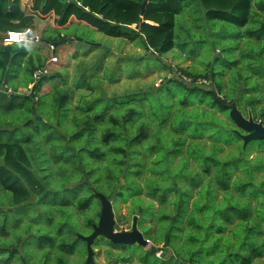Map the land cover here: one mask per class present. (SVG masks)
<instances>
[{"label":"trees","instance_id":"obj_1","mask_svg":"<svg viewBox=\"0 0 264 264\" xmlns=\"http://www.w3.org/2000/svg\"><path fill=\"white\" fill-rule=\"evenodd\" d=\"M55 1L62 21L39 42L81 43L85 28L139 41L156 56L184 53L178 21L186 0ZM187 1L193 7L184 16L199 12L208 30L215 28L217 56L203 70L185 67L156 86L147 81L151 70L125 75L126 57L117 60L110 50L88 58L96 44L73 53L64 75L42 72L39 49L0 43V264H80L82 255L85 264L78 236L92 232L99 195L109 198L121 177L114 202L129 203L132 216L140 210L137 227L150 246L97 237L92 249L103 245L108 263L264 260V139L244 145L245 132L229 117L234 104L264 125V0ZM18 17L12 0H0V19ZM218 22L236 31L226 35ZM33 28V16H25L0 32ZM151 89L157 93L150 96ZM54 167L79 175L62 196L48 190ZM98 255L90 264H100Z\"/></svg>","mask_w":264,"mask_h":264},{"label":"rangeland","instance_id":"obj_2","mask_svg":"<svg viewBox=\"0 0 264 264\" xmlns=\"http://www.w3.org/2000/svg\"><path fill=\"white\" fill-rule=\"evenodd\" d=\"M15 5L17 12L19 13V17L17 20H8L7 18L0 19V25H7L10 22H16L19 19L25 16H33L34 28L31 32L34 35L41 36L43 30L47 28H53L59 25L58 23L61 20V11L62 6L58 4L55 0H12ZM193 4L190 1H187L183 5V12L179 23L182 22L183 31L179 35L182 40H186L187 44H185L184 53H180L179 50L174 49L164 55L156 56L150 52H145L142 48V45L139 41L136 43H128L119 38H111L101 33L93 32L91 30L81 28L79 31V36L82 42H68L60 44L56 47V52L54 56H56L57 61L54 63L49 62L50 51L48 47L42 43H23L27 47H35L40 50V53L46 58V71L49 74L56 73L61 71L62 74H68L71 72L73 67V58L72 55L76 51L80 53L87 49L86 43L99 45L100 48L92 51L88 58L91 56L98 57L102 56L105 51L110 50L116 55V59L122 60L124 58V74L125 75H135L139 73L146 72L148 70L152 71V75H148V83L156 86L160 82V78L164 76L168 77H177L180 73L179 70L185 67H189L191 69L203 70L208 64L211 63L212 59L217 56L213 51V46H211V40L214 39L215 28L211 31L208 30V24H205L203 19H200L199 12L193 14L192 18L196 20L193 22V19L189 20V16H184V13H191V9ZM7 9V7H5ZM190 11V12H189ZM204 13V10H201ZM74 18H70L69 21H74ZM224 28V34L230 35L231 33L236 31V28L232 25L220 23L218 22L217 28ZM204 30V31H203ZM206 31V32H205ZM7 33V32H6ZM6 33L0 32V43L1 37ZM190 36H193L192 38ZM204 41V42H201ZM224 44V43H223ZM102 49H106L103 50ZM103 52V54H102ZM220 59V56H218ZM112 61H115L114 56L110 54L106 63L111 64ZM203 66V67H202ZM117 74L118 71H116ZM120 83L116 84V86L123 85L124 77L120 78ZM190 85V84H189ZM48 86H45L46 90ZM115 89V86L112 87V90ZM24 92V90L22 89ZM157 90L151 89L149 91V95H155ZM69 158V157H68ZM53 175L50 178V186L49 191L52 193L56 191L60 196L64 195L65 192L63 188L67 185H75L79 183V175L76 173L70 174L65 171H61L60 168L54 167ZM101 189V188H100ZM102 190V189H101ZM103 191V190H102ZM144 201H146L145 197H142ZM115 200V199H114ZM113 212H114V220L115 225L117 226V231H127L131 229L132 219L134 216L131 214L130 204H123L122 200H118L117 202L113 201ZM94 207H97V204H94ZM70 211V209H67ZM75 222V219H73ZM149 220V219H148ZM149 222H145L144 225L147 226ZM80 234H84L86 231L79 230L76 231ZM150 244L148 243L145 248H148ZM80 248L83 249L81 245ZM105 247L101 245V248L94 249V251H99V255L95 257V261L100 264H111L108 263L104 258L103 249ZM134 249H136L134 247ZM132 249V250H134ZM159 254V253H158ZM83 259V255L78 257V260L81 261ZM258 264H264V260H260Z\"/></svg>","mask_w":264,"mask_h":264},{"label":"water","instance_id":"obj_3","mask_svg":"<svg viewBox=\"0 0 264 264\" xmlns=\"http://www.w3.org/2000/svg\"><path fill=\"white\" fill-rule=\"evenodd\" d=\"M145 3L146 1H144L141 6L142 14L144 13ZM31 40L33 41L34 37H32ZM102 50L104 52V50L106 49ZM229 117L241 130L245 132V134L242 135L244 145L250 141L264 139V125L262 124V122L254 121L251 116H248L247 118L242 116L234 104L230 106ZM83 181L85 180L83 179ZM123 184L124 179L121 177L119 182L114 186L109 198H106L103 195H99L100 215L97 224L93 225V230L89 235L78 236L86 244L87 258L85 264L93 263L94 251L92 249V245L97 237H103L113 244H136L140 246H146L148 244V241L144 239L143 234L137 227V218L140 214V210L133 217L130 230L117 231L115 229V220L112 203L116 197V194L118 193L120 186Z\"/></svg>","mask_w":264,"mask_h":264},{"label":"built area","instance_id":"obj_4","mask_svg":"<svg viewBox=\"0 0 264 264\" xmlns=\"http://www.w3.org/2000/svg\"><path fill=\"white\" fill-rule=\"evenodd\" d=\"M34 37V40L32 41L31 38ZM2 43H28V42H39V37L37 35H32L29 29H26L21 32L17 31H9L5 35L1 37ZM49 51H50V58L48 59L49 62L54 63L57 61L56 56H54L56 52V46L54 44H45ZM43 73H46V69L42 71ZM40 74V72H37L35 76L37 77ZM157 256L159 254L157 253Z\"/></svg>","mask_w":264,"mask_h":264}]
</instances>
